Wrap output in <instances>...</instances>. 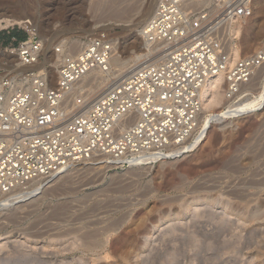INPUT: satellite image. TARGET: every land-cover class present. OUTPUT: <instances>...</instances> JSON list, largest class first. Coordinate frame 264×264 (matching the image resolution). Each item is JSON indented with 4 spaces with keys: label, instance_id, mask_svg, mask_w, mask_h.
I'll return each mask as SVG.
<instances>
[{
    "label": "rangeland",
    "instance_id": "rangeland-1",
    "mask_svg": "<svg viewBox=\"0 0 264 264\" xmlns=\"http://www.w3.org/2000/svg\"><path fill=\"white\" fill-rule=\"evenodd\" d=\"M17 1L0 0V20ZM25 1L52 85L56 70L49 65L57 53L73 51L74 42L103 35L115 43V56L127 65L121 75L113 67L108 83L157 51L144 47L139 35L140 14L155 0ZM240 28L233 37L241 56L235 61L259 49L264 0H254ZM256 32L257 39L246 40ZM139 54L145 58L140 62ZM8 55L0 61L14 71L17 61ZM252 78L253 85L233 99L223 80L221 101L200 114V123L232 102L255 103L264 65ZM105 159L74 163L57 184L56 177L44 178L45 186H53L1 207L0 264H264V103L212 123L201 142L177 156L140 164Z\"/></svg>",
    "mask_w": 264,
    "mask_h": 264
},
{
    "label": "built area",
    "instance_id": "built-area-1",
    "mask_svg": "<svg viewBox=\"0 0 264 264\" xmlns=\"http://www.w3.org/2000/svg\"><path fill=\"white\" fill-rule=\"evenodd\" d=\"M204 1L157 0L141 29L157 58H147L93 100L77 85L92 70L109 71L113 44L103 35L63 54L53 85L46 71L15 74L0 61V196L77 162L107 157L129 164L139 156L195 147L201 139L200 91L208 78L223 74L233 99L264 65V42L231 64L226 43V29L250 16L254 0ZM16 25L1 19L0 36ZM23 29L22 38L11 36L0 51L29 67L42 42L35 30ZM21 79L26 86L15 87Z\"/></svg>",
    "mask_w": 264,
    "mask_h": 264
},
{
    "label": "bare ground",
    "instance_id": "bare-ground-1",
    "mask_svg": "<svg viewBox=\"0 0 264 264\" xmlns=\"http://www.w3.org/2000/svg\"><path fill=\"white\" fill-rule=\"evenodd\" d=\"M111 1L112 2H115L116 0H111ZM196 1H200V0H196ZM204 2H205V4H207V3H209V0H205ZM150 3H151V5L149 4L148 5V8L145 9V10L143 9L144 12L143 11L141 12L142 13V14H140L141 17L138 16L139 19L141 18L140 19V21H141V25H140L141 26V29L144 26L145 22H147V20L151 17V15L153 13V10H154V7H155V4H156V0L153 2V5H152V2H150ZM15 6H16V9L15 10H12V12L10 11L11 14L10 15L7 14L8 16L3 17V20H5L6 23L10 21V22H12L11 24H19V25L25 27L28 30H35L36 31L37 29H36L35 21L32 19L31 16H28L26 14V12H27L26 11V7H27L26 1L25 0H23V1L22 0H18L15 3ZM113 8H116V7H113ZM136 8L138 9V7H136ZM148 9H149V14L146 16V14L148 13ZM117 11H119V10H117ZM113 13L114 12H112V14ZM240 22L241 21H236L235 23H233L232 25H230L228 27V29H226V33L228 34V38H226V40H227L226 43H227V47L229 49V56H230V60H231L230 61V64L233 63L236 58H241V56L239 57V54H240V49L239 48L240 47L238 45H237L238 47L235 46V40L233 38L234 35H236V34L239 35V33H242V32H239L240 29H241L240 28ZM244 24H246V22ZM244 24H241V25H244ZM105 26H104V28L106 29L107 26L106 27ZM141 29H139V35H142ZM258 37H259V33L256 32V33H254V35H252V37L247 38L246 40L247 41H253V40L257 39ZM236 38H237V36H236ZM263 42H264V38L260 42L259 49H260L261 45L263 44ZM81 44L82 43H79V42H74L73 44H71V46L73 45V47H74L73 51H75L76 49H79V47L81 46ZM114 44L115 43H113V50L115 49V45ZM146 44H147V42H146ZM146 44H145L144 47L147 48ZM50 45L51 44L48 43L46 45V48L44 47L45 49H43V52H45L44 50H46ZM42 46H43V44H42ZM71 48L72 47H70V50L68 51V53L72 52V49ZM148 51L150 53L152 50L151 51L148 50ZM157 52L158 51H156L154 53H157ZM152 53H150L149 55L152 56ZM113 54H114V51L112 52V57H111L110 62H109V71H107V72H101L99 70H92L88 74H86L83 77V79L80 81V83L77 85L78 90H84V94H85V98L86 99H89V100L92 99L93 100L95 98H98L99 96H101L111 86V84L113 82L112 83L111 82L108 83L109 82L108 79L111 76L113 78V75L115 73L112 70L113 67H116L115 71L117 73L118 72H121L123 70V68L126 67V65H127L126 61H123L124 59L122 60V58L119 57V55L116 54L117 56H115V54L114 55ZM140 54L136 56V60H139V58H142V55H140ZM144 55L145 54H143V56ZM8 56H9L10 59L12 58L13 60H16V58L14 56H12V55H8ZM61 56L62 55H60L59 53H57V59L54 62H52L51 65H49V67H51V68H53V69H55L57 71L58 65H59V63L61 61ZM147 56H148V53H147ZM150 56H149V58H150ZM5 57H7L6 56V53L3 52V51H0V58L2 59V58H5ZM154 57L155 56H152V58H154ZM139 62H140V60H139ZM136 63H137V61H136ZM44 64L45 63L39 61V58H38V60L36 61L35 64H33L32 66H29V67H21L17 63V65L13 68L14 69L13 72L14 73L16 72L15 74H17L19 72H26V71H40V70H43V71L46 70L47 71V68L44 67ZM128 67H130V66H128ZM134 67H136V66H134ZM132 68H133V66H132ZM129 70H131V67H130ZM56 71H55V73H56ZM111 73H113V75H111ZM119 74L120 73H118L117 75H119ZM121 74H123V73H121ZM127 74H128V72L125 74V76ZM49 75H48V77H49ZM223 80H224L223 74H219V75L212 76V77L208 78V80L202 86L201 91H200V99H201V112H200V114L203 111H205L206 109L210 108L211 107V104H213V103L218 104L221 101ZM25 83H26V79H21L18 82L15 81V87L24 86ZM262 84H263V88L261 90V94H259V98L257 99V101L255 103H253V104L252 103L251 104H249V103L244 104L243 102L242 103H233L232 102V103L228 104L226 107H223L225 109H222L220 111H214V112H212V113H210L208 115L205 114L204 119L201 121V123H200V120L201 119L199 117V119H200L199 120V128H200V137L199 138H201L200 139V142H201L202 138H204L206 136V133L208 132V129L210 128V126H211L212 123L213 124L214 123H219V122H222L223 119H225V118L239 116V115L248 113V112L252 111L254 108H256V107L258 108L259 106H261V104L264 103V82ZM252 85H253V78H251V80L248 83L243 84L241 86V88H240V91L245 90V89H248ZM255 100H256V98H255ZM180 153H181L180 152V149H171V150H167V152H164L162 154L139 156V157H137V158L129 161L128 163L129 164H132V163H135L136 164V162H138L140 164V162H143V161H145V162L147 161V163H148V162H151L153 160L155 161V160H158V159H161V158H165L167 156H177ZM105 160L109 161V163L112 162V163H115V164H119V163L124 162L122 160H120V162L119 161H115V160H111V159H109L107 157H106ZM115 164H113V165H115ZM66 170H67V168H65L60 173H57L54 176L48 177V179L51 178V177L52 178L53 177H56L54 180L52 179L53 181L52 180H50V181H52L53 184L55 182L57 184V180H61V178L64 176L63 174L66 172ZM52 183L50 185L47 184V186H45L46 183H45V181H44L43 178H38V179H35L33 181H30L27 184L22 185V186H20V187H18L16 189H14L10 194L5 195V196L4 195L3 196H0V208L1 207L5 208V207L9 206L11 203H13L15 201H19V200L27 199V198L31 199L30 197L36 196L39 192H41L42 189L48 188L50 186H53ZM97 246H99V245H97Z\"/></svg>",
    "mask_w": 264,
    "mask_h": 264
},
{
    "label": "trees",
    "instance_id": "trees-1",
    "mask_svg": "<svg viewBox=\"0 0 264 264\" xmlns=\"http://www.w3.org/2000/svg\"><path fill=\"white\" fill-rule=\"evenodd\" d=\"M11 36H17L18 38H22L23 37V33L20 30H12L9 34H3L0 36V39L3 40V43L6 44L9 42V39Z\"/></svg>",
    "mask_w": 264,
    "mask_h": 264
}]
</instances>
